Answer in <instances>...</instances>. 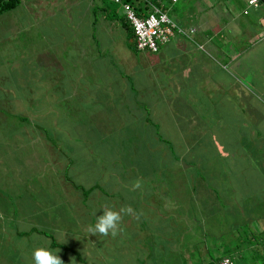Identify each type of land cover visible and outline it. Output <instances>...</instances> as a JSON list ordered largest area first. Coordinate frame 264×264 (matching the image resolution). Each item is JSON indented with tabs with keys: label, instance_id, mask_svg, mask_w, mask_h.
Wrapping results in <instances>:
<instances>
[{
	"label": "rangeland",
	"instance_id": "374dc122",
	"mask_svg": "<svg viewBox=\"0 0 264 264\" xmlns=\"http://www.w3.org/2000/svg\"><path fill=\"white\" fill-rule=\"evenodd\" d=\"M58 1L61 0H20V4L15 7V9L8 11V13L0 19V27L4 28L3 34L6 35L5 39L0 41V59L3 60L4 58L7 62L12 63L13 66L20 64L23 74L29 73V88L34 91L38 89V92H40L43 91L41 88H45L46 85V88L48 87L47 90L52 92V95L55 96L50 103L47 98L49 97L52 99L53 97L50 96L49 92H46V95L41 93V100L39 99L34 103V107H37L39 110L29 112L30 119H32H29L30 124L36 123L33 121L36 117L38 118V123L44 125L41 126L42 129L40 130V134L44 135L43 140L46 145V151L48 152V156H45L46 172L44 168V174L46 175L45 177L43 176V178H39L36 171V164L38 163L35 160V156L37 153H40V146H38L37 142H30L27 139L28 136L30 139L33 137L41 139L39 132L36 130L37 127L32 124L24 127L29 131L27 137L23 136L24 140L27 141L24 142V144H17L16 141L10 140L7 146L4 145L1 147L0 156L3 157L2 163L6 164V167H11V165L15 166L16 163H19L21 166L22 156L20 154H23L24 162L28 166L27 169H29L28 178L30 179V183L38 182V186L43 188L40 192H43L44 205L41 202L42 206H39V208L35 210L37 212V218L39 220L42 219L38 227L42 232L44 231L40 242L43 246L40 247H45L54 254L59 255L61 259H64L62 261L65 264H98L101 261H104L101 262V264H132L134 261L128 257V253L131 251L130 246L133 242L139 246L138 238L142 240L148 238L151 245L147 248L150 249L153 245V240L150 236L144 237L142 230L138 228L134 229L127 225L130 223L134 226L136 220H142L139 216L145 214L135 213V211H133L132 214L122 213L120 231L115 237L111 235L103 236L100 234L92 235V233L89 232V226L95 225L97 216L103 214L102 210L105 207L119 211L120 208L127 206L128 200L126 198L122 200L124 204H121L122 202L120 203L119 196H114L118 195L117 190H114L116 184H123L126 181V183H128L127 186L133 188L130 185L132 181L138 178L137 176L144 182H152L150 180L151 169L145 167L147 164L142 165L140 162L144 161V157L147 160V156H150V150L153 152L154 150L163 151L164 149L162 147L164 144H158L152 140L153 138H157L158 132L161 134V130L163 132L162 136L164 137L166 132L174 128H171L172 126L160 119H163L162 116L164 115L162 110L158 111V113L161 114L157 113L154 117V121H162V123H160L162 126L161 130L153 128L148 124L147 120H141L138 125L143 126L141 130L144 133H140L139 130L136 131V126L132 125L135 121L130 122L129 127L128 125L125 126L126 123L123 124L122 122L126 119L125 115L122 120L117 119L116 114H121L120 111L117 112V103L120 102V100L126 101L127 98L131 96L133 88L130 83L132 84L134 79L132 76L125 74L127 78L125 77L126 79L122 82L127 88L126 94L118 95V89L121 83H116L115 68L113 67V69L110 67L106 69L104 64L106 62L102 63L99 59L108 57L105 52L108 51L109 54V49L112 46L116 48L121 47L125 51V54L128 55V59L132 60L136 64V67L139 68L137 59L140 61L142 57H146L147 53L150 52L136 50L133 37L129 36L119 23L113 25L111 31L109 30V47H103L102 50H99V45H96L98 42L95 39V37H98L95 32L98 31V28H96L95 31H90L88 24L82 23L79 26L82 27V29L77 31L74 30V32L70 31L73 29L72 22L70 21V25H67L65 17L59 12L63 7L66 10L68 5L65 3L62 5L58 3ZM69 1L72 3L73 0ZM106 1L110 2V6L112 5L111 3H113L111 0ZM214 1L217 3L216 7H227L231 9L232 12L238 14L241 19L253 18L254 22L264 19V2H261L259 7L256 6L257 8H255L248 6L246 0ZM115 6L116 5H113V8ZM174 7L177 9L178 13L182 14L185 7L183 0H179L175 3ZM245 8L249 13L247 16L242 14ZM118 9L120 10L121 7L119 6ZM47 12L49 13L46 14ZM168 15L173 18L170 12H168ZM262 24L264 26L263 22ZM190 28L192 27L184 29L189 30ZM255 33L260 35L258 30H255ZM63 34L67 37L65 39L67 42H52L50 40H61L60 37H62ZM90 34L93 35L92 38L88 36ZM261 36V39L253 40V42H264V33H261ZM84 38L88 43L92 42L95 46L91 49L93 52H91L90 55H86L81 59L79 47L77 45L82 44ZM240 40L244 42L245 38L241 37ZM99 43L101 44V42ZM259 48H263V46L254 47V50L258 52ZM177 54L180 53L177 52ZM181 55L182 54H180V56ZM94 58H97L99 61V70H97ZM110 60L115 63V65L118 62L117 58L113 56L110 57ZM81 63L88 69L82 74L84 78L79 80L77 68L80 67ZM124 65L125 64L122 63V66ZM161 67L166 69L164 66ZM116 70L118 73L117 66ZM213 71L218 72L221 77H225V81L228 83L236 81L235 78H237L238 81H242L241 83L243 85L245 84V86L248 85L249 82H252L254 85L257 81L264 79L262 78L264 76V69L261 68H257L252 76V80L243 77L239 79V76H241L240 74L243 72L230 66L227 73L216 69ZM171 74V78L174 81H179L181 79H179L177 74ZM179 74L182 73L179 72ZM137 75H139V73ZM33 76L36 77L37 81ZM143 76L144 75L138 76L136 78L137 81L144 82ZM110 77H113L114 80ZM260 78L262 79L259 80ZM46 79L56 84L54 88L50 86ZM109 83H111V87ZM139 86L140 84H138V87ZM155 87L156 86L153 88ZM243 87H229L226 91L232 95L230 97L234 99L233 103H228V97H226L224 103H222L220 99L219 102L212 105L211 111H205L207 114L206 116L213 117L215 114L217 117L225 116L226 120L237 118L242 107L239 98L244 94L243 90H240V88L243 89ZM150 91L151 90H148L147 93ZM222 91L223 90H221V92ZM63 92H71V94L67 98V94L63 95ZM204 96L207 98L215 97L213 94ZM98 98L99 102L97 101ZM252 98L257 110H263L264 94L254 93ZM209 100L210 99H208V101ZM167 106L164 110H168ZM51 107H54V110H51ZM96 110L98 111L94 112ZM114 113L115 115L112 116ZM64 116L68 120H66ZM210 129L212 130V128ZM219 130L222 136H227L224 132H227L228 126H225L219 129L216 128L215 131H212L213 138L215 133ZM138 134L149 135L150 137L146 139L145 136H143V139L146 141L140 142ZM164 142L167 144V141ZM224 142L226 143L223 145L224 147H227V145L229 146V144H231V146L233 145L228 137L224 139ZM173 144L177 146V148L181 146L186 147L188 145L186 142ZM168 147L170 148V145H168ZM208 148L209 146L207 145L205 149L207 150ZM103 151L106 153V161H104L103 156H100ZM93 153L96 158L92 159L91 155ZM27 156L31 159L29 164L27 162ZM33 160H35V165L31 163ZM124 161L126 165L121 168ZM154 161L153 159L152 164L155 163ZM201 162L205 163V160L202 159ZM52 164H55V171L52 175H49V166ZM235 165L238 170L247 167L245 160L244 163L236 160ZM23 167L25 168V166ZM153 167L156 166L153 165ZM216 167L217 166L211 162L206 169L209 173L208 175L212 179ZM247 169H249V166ZM119 170L122 171V173H118ZM10 171L12 170L9 169L8 172ZM19 173L20 178H22V173ZM139 173L140 175H138ZM233 178L234 175H232V177L229 175L225 177L224 181L226 185L242 186L238 198H223L221 201L220 196L222 195H220L219 191L216 193L209 188L211 192L204 193L200 190L202 186L197 185V189H199L200 192L196 194L195 198L198 199L197 202H200V207H195L193 209L195 211L193 218L198 217L197 211L199 210V216H201L199 218L202 219H200V223L198 224L192 223L190 220L186 223L185 221L187 218L184 214L185 209L180 208V206L174 203L168 206L160 205L163 197L160 199V196H156V194L158 193L163 196L164 192L163 190L157 191L155 189L157 185L154 182V191L150 194L153 196H149V192L138 190L140 191L139 194L142 195L139 198L135 197V203H137L135 206L140 207L142 204L146 203V206H142L146 215L149 214L151 217L156 215L157 219L161 218V221L155 223L157 227L155 226L154 230L161 235H171L170 239L172 242L169 244L173 243L174 245L172 244V247H176V250L174 249L175 251L173 252L174 254L184 248V256L187 254L186 257L181 256L182 260H184V264H206L207 261L222 255H231L235 264H244L240 262L241 260H245V262H247L246 264H249V261L251 263L250 256L252 250L256 245L255 240L252 244L248 243L250 239L252 240L250 237L251 231L261 235V239L264 240V208L260 207V203L257 207L254 206L249 199L245 198V189L247 186H250L248 180L243 179V176L235 180ZM115 181L116 183H114ZM147 184L150 185L151 183ZM207 184L212 188V185L208 181ZM82 188L86 190L89 189L87 195H84ZM129 188L125 186L121 188V192L125 197H128V194L134 196L133 191ZM145 194L148 196V200ZM258 194H260V192H258L257 195ZM135 206L131 205V208L133 209ZM234 208H236L235 211ZM211 209L215 210L216 214L212 216L208 215L207 217ZM237 210H240V213L236 215L235 213ZM147 211H153L154 213L151 212L147 214ZM22 215L15 216L21 223L24 222V217ZM35 215L36 214L32 215L30 219H33ZM3 218L4 217H1L0 220ZM177 218H181V223L178 222ZM13 225V222H11L10 225L5 224V229L8 232L7 234H10L8 236L12 238L13 236L11 234L14 235L15 232L13 227H11ZM126 225L127 229L122 228L126 227ZM135 225L140 224L135 223ZM245 229L251 230L248 232V230L246 231ZM1 232L2 229L0 228V234ZM184 234L185 236L187 235L186 238ZM14 237L17 239L13 238L14 245L10 239L5 240L8 243L11 241L10 246L19 248L17 250L10 248V251L0 254V260L8 263L15 262V264L30 263L31 259L28 258L27 261V256L23 252L20 255V252L27 247L26 241L20 239L16 235H14ZM50 237L57 243L58 246H55L57 250L49 248ZM146 241L147 240H144V243ZM1 242L3 243L0 238V243ZM28 248L32 249L33 246L30 245ZM143 248H146L145 244ZM191 248L195 249V251H186ZM65 249H71L78 253L80 259L77 258L78 260H74L71 255L65 256L68 258L65 259L62 255L64 253L69 254ZM101 249H103L102 251L105 250V254L101 257V260H99L97 258H100L101 254L103 255V252H98ZM94 251H97L98 254H94ZM260 253L263 254L264 257V246L261 248ZM241 254H245L249 259L247 257H245V259L244 257L239 259L237 256ZM154 256L153 254L152 258ZM255 257L256 256L253 258ZM152 258L151 261L153 263V260L156 259ZM142 259L144 260L146 258L143 257ZM176 259L180 260V257L177 255L169 256V261L174 260L175 263ZM65 261H69V263ZM178 262V264H181L180 261ZM138 264L140 263L138 262Z\"/></svg>",
	"mask_w": 264,
	"mask_h": 264
},
{
	"label": "crops",
	"instance_id": "0c3cea01",
	"mask_svg": "<svg viewBox=\"0 0 264 264\" xmlns=\"http://www.w3.org/2000/svg\"><path fill=\"white\" fill-rule=\"evenodd\" d=\"M114 1L115 0H111L113 3ZM178 1L179 0H176V2L161 0L158 6L163 8L167 13L170 12L173 16V18H170L180 26L184 28H194L195 31L190 37L176 35L170 42L161 45L157 52H146V57H142L140 61L137 59L139 68L136 67V64L132 60L128 59V55L125 54V51L121 47L116 48L112 46L109 49V54L108 51L105 52L108 57L99 59L102 63L106 62L104 63L106 69L110 67L115 68L113 69L115 70L116 83H121L118 89V95L126 94L127 88L122 81L127 78V75L132 76L134 79L131 85L133 88L131 96L127 98L126 101L120 100V102L117 103V112L120 111L121 113L120 115L119 113L116 114L118 120H122L125 115L126 119L122 121L123 124L126 123L125 126L128 125L130 127V122L135 121L132 125H135L136 131L139 130L140 133L143 132L141 130L143 126L138 125L141 120H147L148 124L151 126L154 124L159 127L158 130H161L162 126L160 123H162V121H154V117L159 110H162L164 115L162 116L163 119H160L172 126L171 128H174L164 134V141H167V144L164 141L158 142L157 138H153L152 140L158 144H164L162 147L164 150L161 152L159 150H154V152L150 150V156H147V160L144 157V161L140 162L142 165L147 164L145 167L151 169L150 180L152 182L142 181L141 188L133 190V188L127 186L128 183L125 181L123 184H116L114 190H117V196H119V201L120 203L122 202L121 204H124L122 200L126 198L128 200L127 206H129V202L135 206V204H137L135 203V197L139 198L142 195L139 194L140 191L149 192L148 195L153 196L150 194L154 191V182L157 185L155 189L157 191L163 190L164 192L163 196L158 193L156 194V196H160V199L163 197L160 205L168 206L174 203L180 206V208L185 209L184 214L187 218L185 221L186 223L190 220V222L198 224L200 223V219H202L199 218L201 217L199 216V210L197 211L198 217L193 218L195 213L193 209L195 207H200V202H197L198 199L195 198L196 194L200 192V190L204 193L213 190V192L215 191L216 193L219 191L220 195H222L220 196L222 199L238 198L242 186L226 185L224 180L225 177L229 175L231 177L234 175V180L243 176V179L248 180L250 183V186H247L245 189V198L249 199L254 206L257 207L260 203V207L264 208V109L258 111L254 106V100L252 98L254 93L264 94V79L261 80L264 76L260 78L259 80L261 81H257L256 84L253 85L252 82H249V84L245 86V84L243 85L241 83L242 81H238L237 78H235L236 81L228 83L225 81V77H221L218 72L213 71L216 69L227 73L230 66L243 72L240 74L241 76H239V79L243 77L252 80V76L257 68L264 69V42H253V40L262 38L261 33H264L262 22L264 23V19L261 21L257 20L256 22L253 21V18L241 19L238 14L232 12V10L227 7H216L217 3L214 0H183V4L185 5L184 12L180 14L174 7V4ZM261 2H264V0H261ZM58 3L62 5L65 3L68 5L66 10L63 7L59 12L65 17L67 25H70V21L72 22L73 29L70 31L74 32V30H80L82 27L79 26L82 23H87L90 31H95L96 28H98V31H95L98 37H95V39L98 42L96 45H99V50H102L103 47H109L110 38L108 37V33L112 30L111 27H113V25L117 23L121 25V21L111 19L107 16L109 11L107 12V9L104 8L103 0H73L72 3L69 0H61L58 1ZM113 5L114 4L109 8L114 9L118 16L123 17L124 14L121 9L119 10L117 5L113 8ZM245 9H243L242 14L247 16L249 13L248 11L244 13ZM6 13H8V11L0 14V19L4 17ZM48 13L49 12L46 14ZM124 20L128 23L125 16ZM122 28L125 30L123 26ZM255 30H258L260 35H257ZM3 33L4 28L0 27V41L5 39L6 35ZM88 36L90 38L93 37L92 34ZM241 37L245 38L244 42L240 40ZM60 38L61 40H50L52 42H67L65 41L67 37H65L64 34ZM99 42H101V44ZM77 46L79 47V54L82 59L84 56L90 55V53L93 52L91 49L95 45H93L92 42L88 43L84 38L82 44H78ZM257 46H263V48H259L257 52L254 50V47ZM177 52L182 55L180 56ZM111 56L117 58L118 62L116 65L110 60ZM94 61L96 62L97 70H99V61L97 58H94ZM122 63L125 65L122 66ZM116 66L118 68V73ZM161 66H164L166 69ZM87 69L88 68L82 63L80 67L77 68L79 80L84 78L82 74L84 71H87ZM179 72L182 74H179ZM138 73L139 75H137ZM171 73L174 75L177 74L179 79H181L179 81H174L171 78ZM28 74V72L25 75L23 74L20 64L13 66L12 63L7 62L4 58L3 60L0 59V149L4 145L7 146L10 140L16 141L17 144H24V142L27 141L24 140L23 136L27 137L29 133V131L24 128L26 125L30 124L29 112L38 111L39 109L34 107L35 101L40 99L41 93L46 95V92H49L46 85L45 88H41L43 91L40 92H38V89L34 91L29 88ZM140 75H144V82L137 81L136 78ZM33 78L36 79L35 76H33ZM110 78L114 80L113 77ZM47 82L50 86H53V88L54 85H56L53 82ZM138 84H140L139 87ZM109 86L111 87V83H109ZM154 86L156 87L153 88ZM229 87H243V89L240 88L241 91L243 90L244 94L239 98L242 107L238 117L226 120L225 116L217 117L215 114L213 117L206 116L207 114L205 111H211L212 105L219 102L220 99L221 102L224 103V100L228 97V103H233L234 99L230 97L232 95L226 91ZM148 90L151 91L147 93ZM221 90L223 91L221 92ZM49 94L53 97L52 99L49 97L47 98L51 103L55 96L52 95V92H49ZM62 94H67L66 96L68 98L71 92H63ZM210 94L215 95V97L207 98L204 96ZM208 99L210 100L208 101ZM166 106L168 110H164ZM51 110H54V107H51ZM114 115L115 113L112 116ZM33 121L37 124H31L37 127L36 130L40 134V130L42 129L41 126L44 125H40L36 117ZM225 126H228L227 132H224L227 136H222L219 130L215 133L214 138L212 137V131H215L216 128L219 129ZM210 128H212V130ZM138 135L140 142L146 141L143 139V136H145L146 139L150 137L149 135ZM161 135H163L162 130ZM40 136L41 139L35 137L30 139L29 136L27 139L30 142H37L38 146L41 148L40 153L36 154L35 160L38 163L36 164L38 176L39 178H43V176L45 177L46 175L44 174V168L46 172L45 156H48V152L46 151V145L43 140L44 135L40 134ZM226 137L233 143L232 146L231 144H229V146L227 145V147L223 146L226 144L224 142ZM182 142H186L188 145L186 147L181 146L177 148V146L173 144ZM168 143L171 144L170 148L168 147ZM207 145L209 148L206 150L205 148ZM104 152L105 151L102 153ZM20 155L22 156L21 166L19 163H16L15 166L11 165V167H6V164L2 163L3 157L0 156V218L4 217L0 220V228L2 229L0 238L3 241V243L1 242L2 244H0L4 246L0 245V254L10 251V248L14 250L19 248L10 246L11 241L14 245L13 238L16 239L14 237V235H16L20 239L26 241L27 245L25 248L26 250L24 249L21 251L20 255L23 252L27 256V261L28 258L31 259V262L27 264H33L32 254L34 249L43 246L40 242L44 231L42 232L38 227L42 219L39 220L37 218V212L35 211L39 206H42V203L44 205L43 192H40L43 188L38 186V182L30 183V179L28 178V166L24 162L23 154ZM104 155L100 156L104 157ZM153 159L155 160L154 164H152ZM202 159L205 160V163L201 162ZM35 160L31 162L33 165H35ZM236 160L242 163H244L245 160L247 163L246 166H249L250 170L247 169V167L238 170L235 165ZM30 161L31 159L27 156L28 164ZM211 162L217 166L214 171L213 179L208 175V171H206ZM153 165L156 167H153ZM23 166H25V168ZM49 167L48 174L52 175L55 171V164ZM9 169L12 170L10 171L11 173L8 172ZM19 172L22 173V178H20ZM138 175H140V173ZM137 177L138 178L135 177V181L140 179L139 176ZM207 181L212 185V188L207 184ZM133 182L134 181L129 185L133 186ZM114 183H116V181ZM147 183L151 184L149 185ZM197 185L202 186L200 190L197 189ZM123 186L132 190L134 196L128 194V197H125L121 192ZM258 192H260V194L257 195ZM216 195L219 196L218 194ZM145 197L148 200L146 194ZM142 206H146V203L142 204L140 207H133L135 213L145 214L139 216L142 220H136L135 223L142 225L144 222L148 221L147 224H149V227L142 232L144 237L150 236L152 238L153 245L150 249L147 248L151 245L148 238L144 239L147 240L145 243L144 240L138 238L139 246L133 242L130 246L131 251L128 253V257L134 261L132 264H138V262L140 264H178V261L184 264V260L181 258V256H187V254L184 256V248L178 252L176 251L177 253L174 254L173 252L176 250V247H172L173 243L169 244L172 242L170 239L171 235L168 236L167 234H163L164 237L154 230L156 226L155 223L161 221V218L157 219L156 215L153 217L149 216L148 213H154L153 211H147L148 215H146ZM235 210L236 208H234V211ZM239 213L240 210H237L235 214L237 215ZM34 214H36L34 218L30 219ZM213 214H216V211L211 209L207 217ZM16 215H22L24 217V222L21 223L19 219L15 217ZM177 219L178 222L181 223V218ZM11 222L14 224L11 227H13L15 231L14 235L11 234L13 238L8 236L10 234H7L8 232L5 229V224L10 225ZM135 223L134 226L130 223L127 225L140 230V225H135ZM127 225L122 228L127 229ZM50 238L49 248L57 250V247H55L58 246L57 243L53 245L55 241L52 237ZM5 239H10V243L6 242ZM17 243L19 244L18 241ZM144 244L146 248H143ZM30 245L33 246L32 249L28 248ZM65 250H67L69 254L64 253L62 256L71 255L74 260L77 258L80 259L78 253L71 249ZM102 250L103 249L98 251L99 253L103 252V255L101 254L102 256L100 255V258H97L99 260H101V257L105 254V250ZM190 250L192 249L186 251L188 252ZM98 252L94 251V254H98ZM153 254L155 256L152 258ZM175 255L180 257V260L176 259L175 263L174 260L169 261V256ZM143 257L146 259L143 260ZM151 258L156 260H153L152 263ZM65 259L68 258L65 257ZM62 260L64 259L62 258ZM3 262L0 260V264H15V262ZM65 262L69 263V261ZM101 262L98 264H101Z\"/></svg>",
	"mask_w": 264,
	"mask_h": 264
},
{
	"label": "built area",
	"instance_id": "2783aa9c",
	"mask_svg": "<svg viewBox=\"0 0 264 264\" xmlns=\"http://www.w3.org/2000/svg\"><path fill=\"white\" fill-rule=\"evenodd\" d=\"M120 3L121 10L133 31L134 47L138 51H149L155 53L160 46L170 42L176 35L190 37L195 31L189 30L177 24L170 18L165 10L155 6L149 0H144L148 4V10L143 15H138L136 11L127 3ZM176 2V0H171ZM261 0H246L248 6L256 7ZM247 13V9L244 10ZM216 264H234L230 258H222Z\"/></svg>",
	"mask_w": 264,
	"mask_h": 264
},
{
	"label": "trees",
	"instance_id": "16d2710c",
	"mask_svg": "<svg viewBox=\"0 0 264 264\" xmlns=\"http://www.w3.org/2000/svg\"><path fill=\"white\" fill-rule=\"evenodd\" d=\"M149 1H151V3L152 2H154V3H152V4H154L155 6H157V7H160V6H158V5H160V2H161V0H149ZM120 2L121 3H127L130 7H132L135 11H136V13L138 14V15H143L144 14V12H146V10H148V4L146 3V2H144V0H120ZM261 2V1H260ZM20 4V0H0V14H2L3 12H6V11H10V10H12V9H14L15 7H17L18 5ZM112 4H114V5H117L118 7L120 6V3H118V2H116V1H114V3H112ZM157 4V5H156ZM103 6H104V8L105 9H107V12H108V17L109 18H111V19H117V20H119V21H121V25L125 28V30H126V32H127V34L129 35V36H131V37H133V31H132V28H131V26L124 20V16L123 17H120V16H118V14L114 11V9H110L109 7H110V2H107L106 0H103ZM259 6V5H258ZM161 8V7H160ZM162 10H163V8H161ZM122 16V15H121ZM130 85H132L131 83H130ZM98 102H99V98H98V100H97ZM98 110H96V111H94V112H97ZM65 117V116H64ZM63 117V118H64ZM65 119L66 120H68L66 117H65ZM65 121V120H64ZM152 127L153 128H155V129H159V127L158 126H155L154 124L152 125ZM138 137H139V135H138ZM139 140H140V138H138ZM157 140H158V142H163L164 141V137L161 135V134H159V132L157 133ZM169 145H170V147H171V144L170 143H168ZM124 147V146H123ZM104 154H106L105 152L104 153H102V155H104ZM91 157H92V159L93 158H96V156L94 155V153L91 155ZM104 161H106V155H104ZM126 164H125V161L122 163V165H121V168L122 167H124ZM113 167V166H112ZM118 173H122V171H119ZM113 183V182H112ZM82 190H83V192H84V195H87L88 194V190H86L85 188H82ZM114 196H117V195H114ZM221 201H222V198H221ZM132 204L129 202V206H131ZM148 223V221L147 222H144L142 225H140V230H145L146 228H148L149 227V224H147ZM246 224H247V221H246ZM142 227H144V228H142ZM246 230V229H245ZM248 230V232L251 230V229H247ZM246 230V231H247ZM250 237L252 238V240L250 239L249 241H248V243L249 244H252V243H254V240H255V243H256V245L254 246V248H253V250H252V253H251V256H250V259H251V263H250V261H249V264H264V257L262 256V254L260 253L261 252V248L264 246V240H262L261 238H262V236L261 235H259V234H257V233H255L254 231H251V235H250ZM262 242H263V244H262ZM53 245H56V242H54V244ZM261 245V246H260ZM192 250H195V249H193V248H191ZM254 256H256L255 258H253ZM225 257H227V258H230L232 261H233V257H231V255H222V256H218V257H216V258H214V259H211V260H209V261H207V263L206 264H216L217 263V261H219V260H221L222 258H225ZM239 259H242L243 257H244V259H245V257H247V256H245V254H241V255H239V256H237ZM248 259H249V257H247ZM246 258V259H247ZM263 258V259H262ZM240 262H242V263H244V264H246L247 262H245V260H241ZM233 263H234V261H233ZM235 264V263H234Z\"/></svg>",
	"mask_w": 264,
	"mask_h": 264
},
{
	"label": "clouds",
	"instance_id": "9594fccd",
	"mask_svg": "<svg viewBox=\"0 0 264 264\" xmlns=\"http://www.w3.org/2000/svg\"><path fill=\"white\" fill-rule=\"evenodd\" d=\"M142 180L137 179L133 182V190L141 188ZM103 214L97 216L96 223L94 226H89V232L92 235L100 234L103 236L111 235L115 237L120 231V224L122 221L123 214H132L133 209L131 206H125L119 209V211L105 207ZM33 264H63L62 259L59 255L54 254L51 250L45 247H37L34 249Z\"/></svg>",
	"mask_w": 264,
	"mask_h": 264
}]
</instances>
